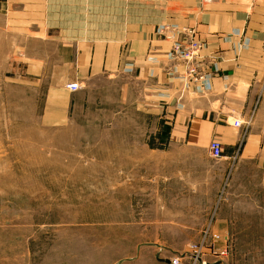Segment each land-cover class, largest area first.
<instances>
[{
    "label": "rangeland",
    "instance_id": "1",
    "mask_svg": "<svg viewBox=\"0 0 264 264\" xmlns=\"http://www.w3.org/2000/svg\"><path fill=\"white\" fill-rule=\"evenodd\" d=\"M8 1L0 4V264H264V194L254 178L239 188L227 230H214L227 255L215 259L202 244L194 261L190 245L216 220L228 173L220 182L215 159L169 140L143 81L105 74L63 88L73 74L51 71L55 46L16 31L37 19L36 8ZM49 1L74 37L80 26L104 33L158 21L186 0Z\"/></svg>",
    "mask_w": 264,
    "mask_h": 264
},
{
    "label": "crops",
    "instance_id": "2",
    "mask_svg": "<svg viewBox=\"0 0 264 264\" xmlns=\"http://www.w3.org/2000/svg\"><path fill=\"white\" fill-rule=\"evenodd\" d=\"M14 2L36 8L37 19L16 26V31L55 46L56 53L50 55L57 56V68L51 71L64 67L73 74L61 80L63 88L105 74L130 76L145 83L151 112L170 125L169 140L178 149L198 148L208 157L209 141L221 144L222 157L215 161L221 173L216 177L222 182L228 173L229 181L212 233L217 234L215 228L227 230V212L243 200L239 188L247 180L254 178L259 186L255 194H264V0L178 1L158 21L129 20L104 33L80 26L74 37L71 24L66 28L54 18L49 0ZM7 3L0 0L4 7ZM159 23L192 28L205 42L200 55L209 76L207 86L185 84L178 71H171L170 44L155 33ZM235 120L239 126L232 124ZM250 168L257 176L248 175Z\"/></svg>",
    "mask_w": 264,
    "mask_h": 264
},
{
    "label": "built area",
    "instance_id": "3",
    "mask_svg": "<svg viewBox=\"0 0 264 264\" xmlns=\"http://www.w3.org/2000/svg\"><path fill=\"white\" fill-rule=\"evenodd\" d=\"M219 0H200L201 3H211ZM256 1V0H249ZM155 33L166 40L170 44L169 57L172 62L171 71H178L182 81L185 84H192L198 88H204L208 84V75L205 71V62L201 57V51L206 44L196 38L195 30L189 27H178L170 24H160L156 27ZM69 92H75L78 89L76 83L66 85ZM234 126H239L240 122L235 120L232 123ZM208 152L211 158L217 160L222 157L221 144L216 140H211L208 143ZM212 220L209 221L203 228L200 242L190 245L192 258L196 262H200L202 253V244H206V249L210 252V256L219 259L220 256H226L228 248L226 247V237H221L219 234H214L211 231ZM224 240L225 245L218 247L216 244ZM200 260V261H199ZM205 264V262H202ZM169 264H179L178 258L170 260Z\"/></svg>",
    "mask_w": 264,
    "mask_h": 264
}]
</instances>
